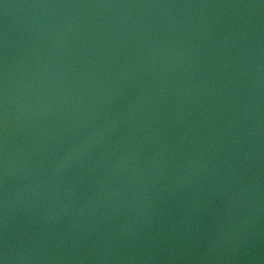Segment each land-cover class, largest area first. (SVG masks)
<instances>
[{
  "label": "water",
  "instance_id": "obj_1",
  "mask_svg": "<svg viewBox=\"0 0 264 264\" xmlns=\"http://www.w3.org/2000/svg\"><path fill=\"white\" fill-rule=\"evenodd\" d=\"M0 264H264V0H0Z\"/></svg>",
  "mask_w": 264,
  "mask_h": 264
}]
</instances>
